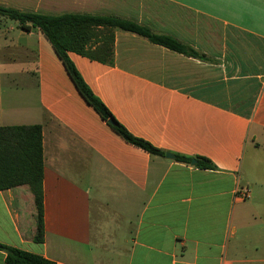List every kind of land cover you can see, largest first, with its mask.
<instances>
[{"label":"crops","instance_id":"1","mask_svg":"<svg viewBox=\"0 0 264 264\" xmlns=\"http://www.w3.org/2000/svg\"><path fill=\"white\" fill-rule=\"evenodd\" d=\"M0 5L115 16L195 49L204 58L116 30L112 64L70 58L133 135L215 167L125 142L81 97L42 32L0 17V127L42 126L45 221L39 244L29 187L1 191L0 244L56 264H264V0Z\"/></svg>","mask_w":264,"mask_h":264},{"label":"trees","instance_id":"2","mask_svg":"<svg viewBox=\"0 0 264 264\" xmlns=\"http://www.w3.org/2000/svg\"><path fill=\"white\" fill-rule=\"evenodd\" d=\"M0 17L17 22L24 32L39 30L51 44L67 74L85 102L125 142L150 155L166 156V152L149 141L133 135L121 124L91 90L70 58L75 53L90 60L112 64L115 31L122 30L146 38L151 43L187 57L202 59L200 53L177 39L154 33L150 28L134 21L115 16L74 15L60 16L22 12L0 5ZM113 119L114 124L109 120ZM176 161L213 170V164L205 158L176 155ZM44 153L41 125L0 127V192L19 187H29L36 208V233L34 241H45L44 221ZM6 253V264H56L40 255L0 244Z\"/></svg>","mask_w":264,"mask_h":264},{"label":"built area","instance_id":"3","mask_svg":"<svg viewBox=\"0 0 264 264\" xmlns=\"http://www.w3.org/2000/svg\"><path fill=\"white\" fill-rule=\"evenodd\" d=\"M236 195H237V198H240L241 200H245V199H248L249 197V191L240 189V190H237Z\"/></svg>","mask_w":264,"mask_h":264},{"label":"water","instance_id":"4","mask_svg":"<svg viewBox=\"0 0 264 264\" xmlns=\"http://www.w3.org/2000/svg\"><path fill=\"white\" fill-rule=\"evenodd\" d=\"M109 123H110V124H114V120H113V119H110V120H109ZM166 158H167V159H170V160H173V159H175L176 157H175V155H172V154H170V153H166ZM196 163H197L196 160H193V161H192V165H196Z\"/></svg>","mask_w":264,"mask_h":264},{"label":"rangeland","instance_id":"5","mask_svg":"<svg viewBox=\"0 0 264 264\" xmlns=\"http://www.w3.org/2000/svg\"><path fill=\"white\" fill-rule=\"evenodd\" d=\"M3 41V40H2ZM1 64H4V59L1 58ZM20 67V66H18ZM247 199H245L244 201H246Z\"/></svg>","mask_w":264,"mask_h":264}]
</instances>
